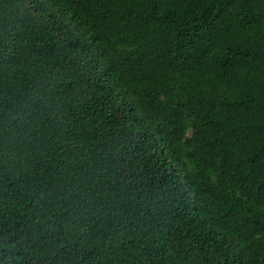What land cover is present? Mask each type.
Instances as JSON below:
<instances>
[{
    "label": "trees",
    "instance_id": "1",
    "mask_svg": "<svg viewBox=\"0 0 264 264\" xmlns=\"http://www.w3.org/2000/svg\"><path fill=\"white\" fill-rule=\"evenodd\" d=\"M0 264H264V0H0Z\"/></svg>",
    "mask_w": 264,
    "mask_h": 264
}]
</instances>
